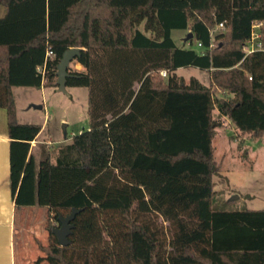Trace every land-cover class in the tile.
Wrapping results in <instances>:
<instances>
[{"label": "trees", "instance_id": "1", "mask_svg": "<svg viewBox=\"0 0 264 264\" xmlns=\"http://www.w3.org/2000/svg\"><path fill=\"white\" fill-rule=\"evenodd\" d=\"M0 6L11 192L15 209L47 211L48 236L34 240L42 254L35 264H264V210L212 208L221 118L241 137L264 136V0ZM253 25L261 48L246 54ZM173 31L192 33L189 47H178ZM72 48L81 49L73 61L80 70L68 69L66 87L88 90L89 126L36 170L29 148L41 127L16 122L11 89L58 88L57 65ZM48 51L54 71L42 76L37 69ZM189 67L209 72L210 85L176 75ZM72 209L70 243L61 247L52 229Z\"/></svg>", "mask_w": 264, "mask_h": 264}, {"label": "rangeland", "instance_id": "2", "mask_svg": "<svg viewBox=\"0 0 264 264\" xmlns=\"http://www.w3.org/2000/svg\"><path fill=\"white\" fill-rule=\"evenodd\" d=\"M4 14L5 8L0 6V18ZM254 31L258 34V29ZM171 37L177 46L189 47L181 43L185 38L183 32L173 31ZM256 43L257 40L254 39L253 45ZM248 48L246 45L244 51ZM54 58L53 56L51 60ZM52 64L53 62L47 67L45 74L54 71ZM68 69L80 70L74 62L70 63ZM176 75L185 82L195 78L203 86L210 85V74L206 71L189 67L178 70ZM12 93L17 122L41 125L39 141H50L49 144L56 153L61 141L68 139L69 143L73 136L87 130L89 126V93L86 88L66 87L64 91H60L58 88L13 87ZM214 117L218 118L216 112ZM221 123L222 127L216 130L213 138L214 158L220 171L213 178L215 194L212 208L218 211L264 210V136L254 141L249 136L241 137L226 118H221ZM45 148L43 144L38 146L44 153L42 159L46 156ZM50 161H54L53 155H50ZM158 223L162 228L168 226L160 220ZM42 226L45 229V222ZM45 234L48 236L47 232ZM31 236L30 233V239L25 238L24 243L28 244L27 247L34 248L36 245ZM40 256L42 254L36 252L35 255L28 253V264H35Z\"/></svg>", "mask_w": 264, "mask_h": 264}, {"label": "crops", "instance_id": "3", "mask_svg": "<svg viewBox=\"0 0 264 264\" xmlns=\"http://www.w3.org/2000/svg\"><path fill=\"white\" fill-rule=\"evenodd\" d=\"M184 36L186 37V33H184ZM182 40V44L188 45L185 38ZM39 126L42 130V126ZM40 132L35 140L30 142L29 148V158L33 160L36 170L43 160L44 154L38 149L39 144L46 147L45 158L49 157L50 160V155H53L54 161H50L51 163L55 162L57 156V153L53 150L54 148L49 144L50 141H39ZM10 143L7 112L4 108H0V264H28L29 260L26 257L28 253L31 255H35V252L41 253L36 247L33 248L30 245V247H27L28 244L24 243L25 238L30 239L31 233L33 240L38 239L43 243L45 242L47 235L42 225L45 222L47 211L38 207L15 209L10 185ZM65 144H68V139L61 141L58 147Z\"/></svg>", "mask_w": 264, "mask_h": 264}, {"label": "water", "instance_id": "4", "mask_svg": "<svg viewBox=\"0 0 264 264\" xmlns=\"http://www.w3.org/2000/svg\"><path fill=\"white\" fill-rule=\"evenodd\" d=\"M192 33H188L185 37V42H188L192 39ZM81 53V49L79 48H72L66 50L60 59L59 64L57 65V85L58 89L60 91H64L66 88V79L69 77L68 74V68L71 62L74 61V59L79 58ZM38 109H41V107H38ZM78 213L77 210L72 209L70 214L67 216H59L57 218V221L59 223V226L57 228L52 229V234L57 240V243L61 247H67L69 245L68 237L70 236L72 230H73V220L75 218V215Z\"/></svg>", "mask_w": 264, "mask_h": 264}, {"label": "built area", "instance_id": "5", "mask_svg": "<svg viewBox=\"0 0 264 264\" xmlns=\"http://www.w3.org/2000/svg\"><path fill=\"white\" fill-rule=\"evenodd\" d=\"M224 27H223V24H218V26H217V29H223ZM258 28V25H253L252 26V34H251V38H250V40L246 43V45L247 46H249V48L246 50V54H250V53H252L253 51H255V50H258V49H260L261 48V46H260V44L257 42L255 45H253V41H254V39H256V40H258V37H259V35L258 34H255V29H257ZM245 45V46H246ZM212 46V45H211ZM210 46V47H211ZM197 47L198 48H200L201 47V44L200 43H198L197 44ZM245 48V47H244ZM54 55H53V53H52V51H48L47 53H46V57L47 58H45V62H44V64L42 65V67H40V68H38L37 69V71L39 72V73H41L42 74V76L45 74L44 72H45V70H46V68H47V64H48V61L49 60H51L52 59V57H53ZM160 76L161 77H166V71H161L160 72Z\"/></svg>", "mask_w": 264, "mask_h": 264}]
</instances>
